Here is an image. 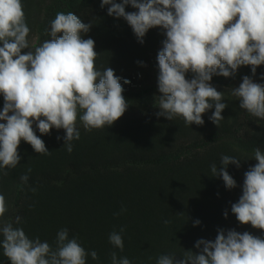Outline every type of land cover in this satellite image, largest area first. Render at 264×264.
Instances as JSON below:
<instances>
[{
  "label": "clouds",
  "instance_id": "1",
  "mask_svg": "<svg viewBox=\"0 0 264 264\" xmlns=\"http://www.w3.org/2000/svg\"><path fill=\"white\" fill-rule=\"evenodd\" d=\"M129 4L138 11L126 12ZM106 5H110L107 14L122 17L141 43L150 29L165 30L166 39L157 54V116L203 125L202 115L214 107L209 119L219 128L228 105L222 102L224 92L210 83L213 76L232 77L241 66H251L255 76L257 67L264 65V0H101L100 7ZM23 8L22 0H0V95L4 99L0 121H6L0 123V172L5 176L20 162L22 140L38 154H51L33 125L42 135L50 134L52 128L63 129V148L71 153L72 141L80 139L78 121L86 131L102 129L112 126L128 108L120 78L111 67L97 69L95 41L82 38L91 23L82 22L73 12H57L45 29L50 39L37 46L28 40L30 28ZM24 49L29 51L22 53ZM189 72L191 79L186 78ZM230 92L240 108L264 120V85L245 75ZM254 159L257 163L244 173L242 195L231 211L241 224L264 231V151L259 147L254 149ZM240 160L222 155L223 167L210 166L212 176L222 177L226 188H235L236 181L226 169L229 164L239 168ZM31 171L29 167L20 176L22 184H27ZM7 211L0 194V218ZM21 221L17 215L15 224ZM124 231L121 227L108 237L121 252ZM0 234V248L10 264H86L88 255L99 259L77 237L69 238L67 228L57 232L55 247L38 236L29 238L12 221L0 224ZM195 247L198 253L184 251L182 259L160 255L156 264H264V238L247 231L219 230L214 241L200 239ZM110 259L111 264H131L116 251Z\"/></svg>",
  "mask_w": 264,
  "mask_h": 264
},
{
  "label": "trees",
  "instance_id": "2",
  "mask_svg": "<svg viewBox=\"0 0 264 264\" xmlns=\"http://www.w3.org/2000/svg\"><path fill=\"white\" fill-rule=\"evenodd\" d=\"M100 4L101 0H36L31 13L24 5L23 10L38 44L50 39L45 29L57 12H73L82 22L91 23L82 38L95 41L97 69L115 66L118 70L116 76L131 111V103L142 107L152 93H159L158 80L145 90H135L131 69L153 63L163 48L154 43L166 37L165 30L150 29L141 43L122 17L107 14L110 5L101 8ZM125 11L138 9L129 4ZM249 72L251 66H241L232 77L214 75L210 81L224 92L222 102L228 105L221 113L224 119L219 128L209 119L214 107L202 115L203 125L190 126L180 117L169 120L157 116V112L150 114L152 110L144 113L141 108L144 119L134 114L102 129L86 131L78 121L80 139L72 141L73 151L69 153L63 148V129L52 128L50 134L42 135L33 126L51 154H38L22 140L17 167L7 170L6 176L0 172V194L7 193V180L16 186L7 202L8 209L21 210L22 221L16 226L22 227L29 238L38 236L53 247L57 232L67 228L69 238L77 237L87 252L98 253V260L88 255L86 264H111L112 251L118 257H127L131 264H156L160 255L174 254L182 259L184 251H200L195 247L198 240L214 241L219 230L247 231L264 238V231L241 224L231 211L242 195L244 173L257 163L254 149L264 151V120L250 118L240 103L230 98V89L235 88L231 79ZM192 77L191 72L186 74V78ZM3 105L0 95V107ZM240 116L247 120L242 136L238 134ZM222 155L241 159L239 168L229 164L226 169L236 181L233 189L226 188L222 177L211 173L213 163L218 170L223 167ZM29 167L32 171L23 185L20 176ZM72 167L75 172H71ZM121 227L125 229L122 252L108 239ZM0 264H10L2 248Z\"/></svg>",
  "mask_w": 264,
  "mask_h": 264
},
{
  "label": "rangeland",
  "instance_id": "3",
  "mask_svg": "<svg viewBox=\"0 0 264 264\" xmlns=\"http://www.w3.org/2000/svg\"><path fill=\"white\" fill-rule=\"evenodd\" d=\"M36 0H22V2L24 3L23 5L25 6V8H27L28 12L31 13L33 11V4ZM34 12H35V9H34ZM166 39V37H162L159 42L156 41L154 43L155 46L159 45L160 47L163 46V41ZM28 40L30 42V44H35V45H39L38 44V39H37V36H36V33L34 32H31L29 33V36H28ZM29 51V49H24L22 50V53H27ZM154 52V51H153ZM150 56V54H149ZM150 59V58H149ZM146 66V65H145ZM143 66V69L139 68H133L131 69V72L134 74V79L132 80L133 83L135 84V90L136 89H147V87L151 86V85H154V83L158 80V75H159V66H158V61H157V57L155 58V60H153V63H150V65L148 64V66ZM114 72H115V75H118L117 74V71L115 66L114 67H111ZM247 75V76H250L254 82L256 83H260L264 85V65H261L259 66L258 70H256V74L255 76L252 75V72H249V73H240L238 74V76H236L235 78L231 79L233 85L235 87H238L239 84L242 82V78ZM153 96L152 97H149L148 100H145L144 101V104L143 106L141 107L140 104L137 106L134 102L131 103L129 106L131 107V111L127 108L126 112L124 113V115L120 118V119H123L127 116H132V115H136L138 119H144L146 117L142 116V111L140 110L141 108L144 109V113L145 112H148V111H151L152 112L150 114H154L156 112H159L160 109L155 106V98L157 96L160 95V93H157V92H154L152 93ZM232 102L234 103H240V101L238 100V98L232 96L230 97ZM3 108L0 107V111H2ZM11 114V113H10ZM148 115V114H147ZM250 118H252V116H250ZM0 123H6V121H0ZM239 128H238V134L239 136H242V133L245 131V126L247 124V120L245 119L244 116H240L239 117ZM35 126V125H33ZM188 148L190 147L189 145L187 146ZM79 167L81 168V164L79 165ZM71 172H75L73 170V167L70 168ZM8 184L5 186L6 190H7V193H3L2 195L5 197L6 199V202H8V196L9 194L12 192L11 190L13 189L14 191H16L15 189V185L10 181V180H7ZM23 185H26V184H23ZM2 189V187H1ZM23 189V188H22ZM1 191V190H0ZM21 190L18 189L17 192L19 193ZM16 192V193H17ZM20 212L21 210L19 209H16V208H13V209H8L7 213L4 215L3 218H0V224L4 223V222H7V221H12L13 222V226L14 227H17L16 224H15V217L17 215L20 216ZM0 236L2 237V234H0ZM3 239V237H2Z\"/></svg>",
  "mask_w": 264,
  "mask_h": 264
}]
</instances>
